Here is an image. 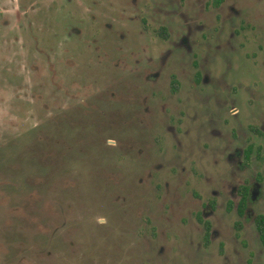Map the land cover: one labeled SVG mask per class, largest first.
I'll list each match as a JSON object with an SVG mask.
<instances>
[{
	"label": "flooded vegetation",
	"instance_id": "1",
	"mask_svg": "<svg viewBox=\"0 0 264 264\" xmlns=\"http://www.w3.org/2000/svg\"><path fill=\"white\" fill-rule=\"evenodd\" d=\"M129 1L0 0V114L10 115L5 108L12 100L36 110L29 113L32 120H41L45 110L74 109L85 103L88 78L96 68L105 73L109 63L121 75L146 72L152 87L161 69L178 67L181 73L169 76V93L187 88L188 95L165 124L175 157L162 156L164 162L151 169L171 168L181 177L184 163L200 154L216 166L223 160L230 176L213 182L205 171L200 178L211 197L205 189L190 191L194 210L181 218L194 228L190 264H204L200 255L209 253L223 232L219 225L227 230L228 221L233 237L219 246L230 245L233 254L220 255L222 264H264V226L258 225L264 217V0ZM135 23L140 30L134 34ZM151 24L160 25L157 39L165 45L156 57ZM185 71L191 72L187 86ZM148 94L142 101L147 115L154 89Z\"/></svg>",
	"mask_w": 264,
	"mask_h": 264
},
{
	"label": "rangeland",
	"instance_id": "2",
	"mask_svg": "<svg viewBox=\"0 0 264 264\" xmlns=\"http://www.w3.org/2000/svg\"><path fill=\"white\" fill-rule=\"evenodd\" d=\"M142 1L147 0L139 4ZM150 27L156 57L165 45L157 39L160 25ZM132 28L138 33L140 23ZM140 39L145 40L142 35ZM109 65L105 73L96 68L88 78L85 103L74 109L56 114L45 110L41 120H32L29 113L37 111L12 100L5 108L10 115L0 114V264L194 262L195 253L188 248L194 228L181 222L194 210L190 191L205 189L209 198L207 180L200 173L207 171L213 182H219L228 181L229 172L223 160L218 158L216 166L214 158L200 154L184 163L187 172L181 177L171 168L151 169L164 162L162 156L175 157L176 142L165 124L188 95L187 88L169 93V76L181 71L173 65L164 67L152 87L146 72L121 75ZM155 66L160 68L159 59ZM185 74L187 86L191 72ZM216 83L222 85L223 79ZM153 89L147 115L142 101ZM159 146L166 154L158 151ZM181 184L177 198L174 189ZM102 218L106 223L99 222ZM218 218L224 220L221 210ZM231 224L228 221L227 230L219 225L223 232L213 248L200 255L204 264H222L220 255L233 254L230 245L219 246L222 240L231 241ZM194 234L197 243L200 234Z\"/></svg>",
	"mask_w": 264,
	"mask_h": 264
},
{
	"label": "trees",
	"instance_id": "3",
	"mask_svg": "<svg viewBox=\"0 0 264 264\" xmlns=\"http://www.w3.org/2000/svg\"><path fill=\"white\" fill-rule=\"evenodd\" d=\"M173 85H174V87H176V86L178 87V83L175 80L173 82ZM258 225L260 226L261 229L263 228V226H264V217L262 219H260V221L258 220Z\"/></svg>",
	"mask_w": 264,
	"mask_h": 264
},
{
	"label": "clouds",
	"instance_id": "4",
	"mask_svg": "<svg viewBox=\"0 0 264 264\" xmlns=\"http://www.w3.org/2000/svg\"><path fill=\"white\" fill-rule=\"evenodd\" d=\"M108 144L109 145H111V146H115V141L114 140H109L108 141ZM101 224H103V223H106V219H100V221H99Z\"/></svg>",
	"mask_w": 264,
	"mask_h": 264
}]
</instances>
